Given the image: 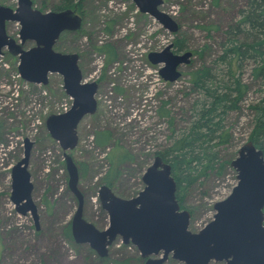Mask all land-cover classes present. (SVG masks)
I'll use <instances>...</instances> for the list:
<instances>
[{
  "label": "rangeland",
  "instance_id": "rangeland-1",
  "mask_svg": "<svg viewBox=\"0 0 264 264\" xmlns=\"http://www.w3.org/2000/svg\"><path fill=\"white\" fill-rule=\"evenodd\" d=\"M31 1L41 12L54 11L61 4V0ZM77 1L73 3L79 5L70 9L81 17V27L62 34L54 49L77 54L82 81H95L98 89L96 110L79 121L73 149L63 151L45 126L49 115L66 112L72 103L61 75L50 73L46 85L32 84L20 77L17 56L7 49L0 56V264H143L137 248L121 239L101 258L88 244L76 243L65 234L77 208L68 187L65 154L77 167L83 217L103 229L108 217L98 191L106 184V174L113 172L110 189L120 198L129 199L143 189L145 169L173 137L186 130L193 119L192 107L202 99L188 73L201 65L219 76L225 73L215 62L220 43L247 4L245 0H163L159 9L178 25L176 32H169L140 13L131 0ZM0 5L14 9L17 0H0ZM19 30L18 22L6 23V33L17 42ZM176 40H182L181 51H175ZM169 44L176 54L204 50L201 57L192 54L189 63L179 67L181 75L173 82L159 75L162 65L147 59L149 52ZM32 46L27 41L23 48ZM100 46L109 50L112 59L97 49ZM253 66L248 60L238 70L247 90L223 121L228 141L217 149L222 168L206 173L183 191L180 207L190 213L192 232L212 220L213 205L226 198L237 182L230 162L248 141L254 116L250 106L262 97L263 82L252 77ZM26 141L38 229L30 212L19 213L10 200L11 169L24 158ZM116 155L114 171L109 162ZM164 264L184 263L169 258Z\"/></svg>",
  "mask_w": 264,
  "mask_h": 264
},
{
  "label": "water",
  "instance_id": "water-1",
  "mask_svg": "<svg viewBox=\"0 0 264 264\" xmlns=\"http://www.w3.org/2000/svg\"><path fill=\"white\" fill-rule=\"evenodd\" d=\"M140 13L148 14L169 32H176L175 20L159 7L163 0H131ZM6 22L20 25L19 42L6 33ZM80 17L71 10L41 12L31 0H18L16 8L0 5V55L3 49L18 58V73L29 83L47 84L48 73L62 76L63 88L72 99L70 108L46 118L50 136L59 142L63 151L77 144V125L87 114L96 110L94 98L98 84L82 81L75 53H59L52 46L60 32L75 31ZM26 41L34 46L24 49ZM172 45L147 54L152 65H162L159 75L173 82L180 75L179 67L189 63L192 52L179 54ZM30 144L26 141L24 158L11 169L10 200L16 210L30 212L38 229L36 205L31 198L32 184L27 172ZM68 187L76 195L77 208L71 219V234L76 243L88 244L100 256L120 237L122 242L134 244L144 264H163L168 256L184 264H208L226 261L227 264H264V156L251 141L244 143L230 162L236 171V184L230 194L213 205L215 214L197 232L188 229L190 213L182 209L176 199V182L171 167L159 155L142 175L143 189L129 199L116 196L105 185L98 195L101 207L107 212L109 223L97 229L82 217L83 196L77 189L78 171L65 154Z\"/></svg>",
  "mask_w": 264,
  "mask_h": 264
},
{
  "label": "trees",
  "instance_id": "trees-1",
  "mask_svg": "<svg viewBox=\"0 0 264 264\" xmlns=\"http://www.w3.org/2000/svg\"><path fill=\"white\" fill-rule=\"evenodd\" d=\"M245 1L247 4L240 18L225 31L224 40L220 43L221 53L215 62L217 66L225 68V73L219 76L208 65H201L188 73L193 89L202 99L192 107L193 119L186 130L180 131L169 146L157 153L171 167L180 206L183 191L187 187L206 173L218 171L223 166L217 152L228 141L223 121L230 111L236 109L246 93L247 87L241 83L238 70L248 60L254 63L252 77L263 82L260 90L262 97L250 106L254 116L248 140L264 156V0ZM77 5L73 0H61L60 6L54 11L71 10ZM174 48L175 51H181L184 48L182 40H176ZM97 49L107 52L112 59L108 49L103 46ZM203 52L193 51L192 54L201 57ZM116 157H110L109 162L114 171ZM111 174L113 172H108L104 178L108 186L111 185ZM65 234L71 238L70 231L66 230Z\"/></svg>",
  "mask_w": 264,
  "mask_h": 264
},
{
  "label": "flooded vegetation",
  "instance_id": "flooded-vegetation-1",
  "mask_svg": "<svg viewBox=\"0 0 264 264\" xmlns=\"http://www.w3.org/2000/svg\"><path fill=\"white\" fill-rule=\"evenodd\" d=\"M18 1V0H17ZM74 12V11H73ZM75 13V12H74ZM78 15V14H77ZM79 16V15H78ZM80 17V16H79ZM80 19H81V17H80ZM7 23V22H6ZM80 27H81V23H80ZM79 27V28H80ZM162 27V26H161ZM5 28H6V24H5ZM79 28H78V30H79ZM76 31V30H75ZM65 32H69V31H63V32H60L59 33V35H58V37L56 38V40H55V42H54V44H53V46H52V49L55 51V52H59V51H57V50H55L54 49V47L56 46V44L59 42V39L61 38V35L62 34H64ZM71 32H74V31H71ZM18 37H19V35H18ZM27 42V41H26ZM29 42H33V41H29ZM34 43V42H33ZM59 53H61V52H59ZM2 55V54H1ZM0 55V56H1ZM79 58V57H78ZM77 65H78V59H77ZM79 68V67H78ZM48 74H50V73H48ZM48 74H47V80H48ZM58 74V73H57ZM62 77V76H61ZM48 82V81H47ZM32 84H34V83H32ZM64 89V88H63ZM97 89H98V87H97ZM65 165H66V161H65ZM78 185V184H77ZM103 185H105V186H107L109 189H110V186H108L107 184H103ZM78 187V186H77ZM111 190V189H110ZM112 191V190H111ZM72 192V191H71ZM73 193V192H72ZM81 193V192H80ZM113 193V192H112ZM74 194V193H73ZM114 194V193H113ZM175 195H176V192H175ZM74 196H75V198H76V200H77V197H76V195L74 194ZM84 202V201H83ZM77 203H78V200H77ZM83 206H84V203H83ZM103 209V208H102ZM104 210V209H103ZM105 211V210H104ZM106 212V211H105ZM106 214H107V212H106ZM263 214H264V208H263ZM31 215V214H30ZM82 217H83V210H82ZM105 217H108V214L105 216ZM33 219V218H32ZM72 219V218H71ZM83 219L84 220H86L84 217H83ZM87 221V220H86ZM108 223H109V217H108ZM263 225H264V220H263ZM68 228H67V230L68 231H70V234H71V220H70V222H69V225L67 226ZM96 227V226H95ZM107 227V226H106ZM106 227H104V228H106ZM97 228V227H96ZM103 228V229H104ZM97 229H99V228H97ZM100 230H102V229H100ZM71 238H72V240H73V237H72V234H71ZM117 239H121L120 237H117L113 242H112V244L111 245H109L108 247H107V252H108V250H109V248L110 247H112V245L114 244V242L117 240ZM121 242H122V240H121ZM122 243H124V242H122ZM128 243H131V242H128ZM128 243H124V244H128ZM81 244H85V243H81ZM132 244V243H131ZM134 245V244H133ZM135 246V245H134ZM136 247V246H135ZM137 248V247H136ZM138 250V249H137ZM107 252H106V255H107ZM98 254V253H97ZM139 254H140V252H139ZM106 255L105 256H100L99 254H98V256L99 257H101V258H103V257H106ZM140 257L143 259V264H144V262L146 261V259H148V258H152V259H155V258H157L158 256H155V255H152V256H148V257H143V256H141V254H140ZM173 259L171 256H168V258L165 260V262L168 260V259ZM175 260V259H174ZM164 262V263H165ZM211 262H215V263H218V262H220V263H223V264H227V262L226 261H215V260H212V261H210L208 264H210ZM163 263V264H164Z\"/></svg>",
  "mask_w": 264,
  "mask_h": 264
}]
</instances>
